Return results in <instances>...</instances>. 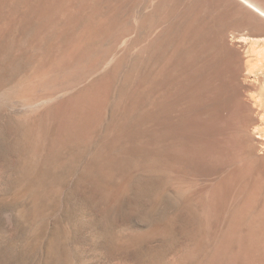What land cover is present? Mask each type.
Returning a JSON list of instances; mask_svg holds the SVG:
<instances>
[{
    "label": "bare ground",
    "instance_id": "obj_1",
    "mask_svg": "<svg viewBox=\"0 0 264 264\" xmlns=\"http://www.w3.org/2000/svg\"><path fill=\"white\" fill-rule=\"evenodd\" d=\"M139 3L143 12L132 13ZM263 25L264 0H0V70L16 61L29 66L19 92L26 100L107 67L82 95L30 124L35 165L18 193L25 201L31 194L21 213L44 217V195L57 196L63 169L88 154L83 171L106 185L126 168L176 185L185 204L201 213L197 260L264 264V172H254L255 183L244 180L252 171L248 142L235 136L237 129L234 136L228 131L232 121L246 128L240 111L248 106L226 105L232 80L253 72L251 58H259L258 71L264 68V36L240 34L247 26L263 35ZM244 56L251 57L245 69ZM98 132L104 137L92 148ZM48 247V264H76L60 235Z\"/></svg>",
    "mask_w": 264,
    "mask_h": 264
},
{
    "label": "rangeland",
    "instance_id": "obj_2",
    "mask_svg": "<svg viewBox=\"0 0 264 264\" xmlns=\"http://www.w3.org/2000/svg\"><path fill=\"white\" fill-rule=\"evenodd\" d=\"M138 5H141V8L136 5L132 13L143 12L145 5L143 3ZM244 8L249 9L243 5ZM243 9L242 11L246 14L247 11ZM249 11L250 9L248 13H251ZM253 15L252 13L249 16ZM253 32L245 26L240 34L252 38L264 36V33L261 35ZM250 58L244 56V62H241L244 69L246 66L249 67L247 60ZM258 59L251 58L249 68L253 69V72L250 71L248 75H245V71L240 72V78L237 76V80L230 81L235 84L231 83L232 87L229 86L228 91L234 96L231 95L229 104H226L230 110H233L235 105L241 103L240 100H245L249 107L242 105L243 108L241 107L240 111L246 116L245 124L249 123L246 126L247 129H241L237 122L232 121L237 128L231 125L229 128L231 131L228 133H234V129H237L235 136L239 138L244 136L243 138L247 140L249 156H246L250 157L248 159L252 162V171L248 169V174L253 177L249 175L250 177L247 176L249 178L244 180L254 181V183L256 175L264 172V68L258 71L257 67L260 66ZM103 66L95 70V74L91 73L92 75L89 74L88 78H83L85 82L80 80L79 83L76 82L69 88L62 89L63 91H55L50 96L33 102L26 100L19 93L29 78L30 68L26 63L16 61V63H10L6 69L0 70V264H48V246L59 235L65 243L70 259L76 264H206V259L199 261L198 257L195 258L197 246L200 242L203 243L204 238L200 228L201 222H197L201 220V213L199 209V213L197 212L198 207L195 204L191 205L189 202V205L185 204L187 201L181 199L180 192H176L178 191L174 188L177 187L176 185L167 184L163 177L159 181L155 178L157 174L147 176L146 172L138 168L137 170L130 168L133 171L126 168L121 173L123 175L118 176L119 178L121 176V180L116 178L117 181L106 185L83 171L84 162L90 159L88 154L80 159L82 162L63 169L62 186L60 185V193L58 190L57 196L53 190L44 195V217L37 218L38 220L30 219L21 213L25 202L29 205L31 194L25 201L18 196V193L26 185L29 168L35 165L36 142L29 135L30 124L34 120L39 121L48 110L55 111V106L71 103L74 95L73 98L82 95L87 85L89 86L96 79L99 80L101 74H104L107 67ZM179 104L181 103L176 104V107ZM51 112L53 114V111ZM221 114L225 112L222 111ZM175 120L178 119L175 118ZM103 131L105 130L103 129L101 133H104ZM99 133L95 135L96 139L94 138L92 148L100 144L99 140L104 137ZM233 133L230 136H234ZM97 135L99 137H96ZM255 171L259 173L255 175ZM134 172L136 173L132 174ZM122 177H124L123 180ZM125 179L130 180L128 186L124 188L125 190L119 191V184ZM190 258L192 259L188 262Z\"/></svg>",
    "mask_w": 264,
    "mask_h": 264
}]
</instances>
